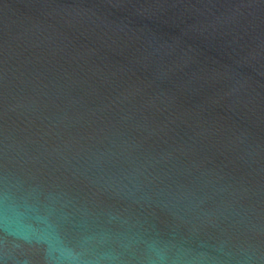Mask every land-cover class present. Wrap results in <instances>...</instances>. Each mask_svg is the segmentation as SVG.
<instances>
[{"label":"water","instance_id":"water-1","mask_svg":"<svg viewBox=\"0 0 264 264\" xmlns=\"http://www.w3.org/2000/svg\"><path fill=\"white\" fill-rule=\"evenodd\" d=\"M0 264H264V0H0Z\"/></svg>","mask_w":264,"mask_h":264}]
</instances>
